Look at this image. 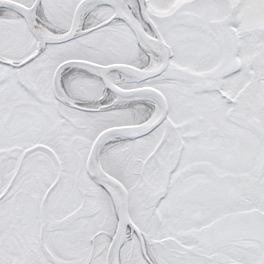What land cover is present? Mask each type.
<instances>
[{
	"label": "snow or ice",
	"instance_id": "snow-or-ice-1",
	"mask_svg": "<svg viewBox=\"0 0 264 264\" xmlns=\"http://www.w3.org/2000/svg\"><path fill=\"white\" fill-rule=\"evenodd\" d=\"M0 264H264V0H0Z\"/></svg>",
	"mask_w": 264,
	"mask_h": 264
}]
</instances>
